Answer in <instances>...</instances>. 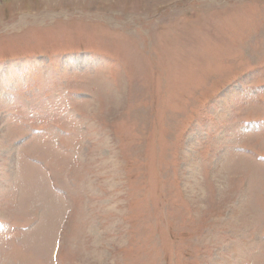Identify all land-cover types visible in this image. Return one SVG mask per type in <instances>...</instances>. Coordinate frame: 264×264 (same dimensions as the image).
<instances>
[{"label":"rangeland","instance_id":"obj_1","mask_svg":"<svg viewBox=\"0 0 264 264\" xmlns=\"http://www.w3.org/2000/svg\"><path fill=\"white\" fill-rule=\"evenodd\" d=\"M0 264H264V0H0Z\"/></svg>","mask_w":264,"mask_h":264}]
</instances>
